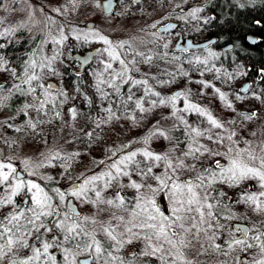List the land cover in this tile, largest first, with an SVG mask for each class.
I'll use <instances>...</instances> for the list:
<instances>
[{
	"label": "rangeland",
	"instance_id": "1",
	"mask_svg": "<svg viewBox=\"0 0 264 264\" xmlns=\"http://www.w3.org/2000/svg\"><path fill=\"white\" fill-rule=\"evenodd\" d=\"M203 1L206 0H167L166 5H161L162 2L158 3V0H120L113 16H105L101 7L96 6L97 0H0V21H2L0 23V34H3L0 35V40L19 39L22 38L19 35L24 34L23 37L35 41L38 45L34 57H31L28 63L31 60H35L36 63L39 61L40 64L46 63L47 59L56 56L52 67L58 73L54 74L41 67L35 69L42 79L34 81L32 85H27L28 98L26 105H33V107H25L24 109L29 121L32 122L33 120L32 124H35L36 127L32 128V124L29 123L30 125L27 126L28 132L34 133L19 142L11 133L13 131L16 134L18 133L17 129L19 131L23 129L18 127L19 123H15L17 121H12L15 118L8 111V95L10 91L17 89L16 85L23 84L25 77L24 73L18 75L17 71L8 65V61L1 51L2 48H0V56L3 57L5 62L3 70H0V82L8 81L12 86L9 89H5V87L3 88L5 90H0V141L6 152V158H10V160L5 159L4 162H11L17 168V171L20 170L25 174L24 179L26 180H35L40 184L42 181L55 182L61 186V191H65L64 188L72 181L66 176L67 170L54 166L55 162L64 160H66V163L72 162L75 164L78 174L83 173L85 170L88 171V174H85V179H87L108 170L113 162L129 152L143 150L145 147L156 153L167 152L173 159L181 157L182 153L187 151L189 145L192 144L193 134L189 126L201 130L211 128L204 116L192 111L177 112L178 116L182 115L184 117L187 122L184 123L172 115L173 109L170 105L159 104L161 98L172 96L173 91L184 87L188 90V100L201 108L207 109L224 124L221 129H211L210 134L213 136V140L207 139L208 134L197 137L198 144L205 145L213 152L225 153L231 146L234 149L247 147L258 156L264 155L261 152V149L264 148V84L260 85L255 78H249L248 71L243 64H237L230 72H227L211 63L208 56L197 53V50H192L194 52L190 53L188 58L180 59L179 64L176 63L171 69H166L161 62H155L154 60L159 53L158 48L160 46H158V43L162 42H158L159 35L155 28L161 26L164 20L172 14V7L175 4L183 8L197 7ZM99 3L101 4V0H99ZM194 10L196 9L188 12L192 13ZM199 12L200 10L195 15H190V13L184 15L183 22L188 25L181 27L180 33L184 35L196 34L197 39L206 38V29L203 28V22L198 24V18L206 22L207 20ZM90 21L96 24L94 28L87 27V23ZM6 29L9 31L6 32ZM61 32L67 36V39L62 44L54 43L53 38L59 39ZM94 32H99L107 37L113 42V45L123 43L124 47L118 49V51L121 58L133 69L129 72V75L134 79L147 80L148 82V78L142 76L150 74L152 82L134 87L131 83L124 84L117 79L119 92L108 87L107 82L112 80L114 72L120 71L121 66L118 61H112L107 53L101 55L103 49L108 45L91 35ZM17 34L19 35L17 36ZM84 34H88L87 41L83 39ZM78 35L81 36L80 39L76 38ZM168 38V45L170 44V48L173 49L170 41H174V39L172 36ZM82 42L87 44L83 52L73 50L76 47L79 48ZM94 49L97 51L93 55V61L84 71L86 70L89 73L92 80L90 86L95 90L97 96L99 108L97 114L89 112V101L84 95L79 97L76 93H73V96H70L64 88L65 78L67 77L64 69L80 71L79 65L75 66L74 64V56L76 54L84 55ZM138 53L142 55H137ZM146 57H151V60L145 62ZM102 60L111 62L112 69L105 71L104 64L101 63ZM133 60L136 61L134 65L131 63ZM183 64H185L184 67ZM135 69H139V71ZM160 77H163V79L159 80ZM101 80H104L105 83L101 84ZM49 81L55 82L58 90L48 89ZM246 81L252 82L250 89L246 93L239 92L238 89ZM40 84H43L44 88L39 87ZM205 84L208 87H205ZM30 87H35L36 91L29 93L28 89ZM145 88H151L153 92H159L160 96H153L151 93L145 95ZM129 89H131V92H129ZM217 89H219V92L216 91ZM45 90L51 92V98H54L55 104L49 103L44 109L37 111L39 101L44 99ZM59 93H64V95ZM220 93L224 94V99H221ZM130 94L133 96L131 101L128 100ZM81 98L85 103L87 102L84 109H78L74 106L69 107L71 106L69 104L74 103V99ZM137 99L143 100V106L148 111L140 112L136 108ZM154 100L157 101L155 107L152 105ZM251 102H256V105H251ZM229 104H231V107L228 106ZM184 105L185 98H178L176 109H181ZM70 109L76 110L75 118H73ZM109 109L111 114L108 111ZM241 110L256 111L257 115L253 119H245L240 113ZM57 112L59 113L58 116L56 115ZM231 121L235 122L231 123ZM158 128L162 129L169 138L165 139L159 135L153 136L152 133L156 132ZM23 131L25 132V130ZM180 131H182V135L177 140L175 134ZM232 132L236 133L233 137L234 144L227 139V136L231 135ZM89 133L91 135H88ZM221 136L224 137L223 142L217 143L216 139ZM146 139L147 144H145ZM182 141L184 142L183 145L180 144ZM57 153L59 154L58 158L50 159ZM77 153L78 155H75ZM136 159L143 161V157L139 155ZM215 159L225 162L223 155L212 157L208 156L207 153L199 160H194L192 157L186 158L185 163L195 164L196 168L194 171L182 170L180 178H195L203 168L213 165ZM25 161H28V163L25 164ZM41 165L43 166L41 167ZM132 167L130 166V169ZM141 167H145V165L141 164ZM164 167L161 164L160 167L154 168L153 174L162 175ZM29 172H35L36 175L29 176ZM49 176L53 179H47ZM131 179L136 180L138 183L151 184L153 187L157 186L156 181L151 177H141L133 174ZM121 183L127 185L129 178L121 177ZM249 184L257 188V193L263 190L256 180L245 181L237 186L218 183L214 184L212 189L209 190L212 197L210 202L216 204L215 194L217 189L223 190L227 196L230 194L234 198H240L242 195L240 191L247 188ZM3 187L6 192L0 193L1 197L6 196L9 192L7 185H3ZM97 187H102V182H98ZM141 192L147 193V188H142ZM121 194L125 197L129 194L131 196L129 201H131L137 193L135 189L125 187ZM19 196L22 204L15 205L26 209L28 205L24 203V194L21 193ZM89 196L95 199L93 192H89ZM102 196L114 198L115 188L103 191ZM155 199L161 208L171 207L167 191L157 192ZM74 200L79 206L82 216H94L99 221H109L111 212H115L117 216H127V213L121 209H110L107 205H94L83 203L77 199ZM244 205L246 208L237 206L232 208V212L236 215H246L254 211V209H250L249 204L244 203ZM64 207L65 205L61 204L62 210ZM11 209L12 206L0 208V216L7 214ZM100 209L104 210L101 211ZM213 211L215 210L213 209ZM252 214H257V212ZM112 223L115 224L116 221L113 220ZM215 223L216 221H213L214 225ZM86 227L90 231L94 228L97 229V238L101 241L106 239L103 233L99 231V225L88 224ZM56 231L54 229L49 236L55 234ZM217 231L215 227L209 229L208 235L213 233L218 235ZM211 242L214 241L201 234L199 241L194 240L192 246L185 250V255L192 263L208 261L215 254L209 245ZM202 245L203 247H201ZM141 246L139 243H134L133 245H126L119 252L113 249L109 251H112L113 255L127 259L128 252L132 251L133 247L139 251ZM51 251L55 253L58 250L53 249ZM20 255H23V252ZM105 259H107V256H105ZM139 259L140 263L148 259L153 263H158L154 258L141 257ZM4 264H8V261L5 260ZM100 264H103V260L100 261Z\"/></svg>",
	"mask_w": 264,
	"mask_h": 264
},
{
	"label": "snow or ice",
	"instance_id": "2",
	"mask_svg": "<svg viewBox=\"0 0 264 264\" xmlns=\"http://www.w3.org/2000/svg\"><path fill=\"white\" fill-rule=\"evenodd\" d=\"M96 6L107 9L110 4L101 5L97 0ZM198 11L199 9H196L190 15H195ZM5 31L8 32L9 30L6 29ZM91 35L108 45L103 49L101 55L107 53L112 61H118L121 66L120 71L114 72L112 80L107 82L108 87L119 92L117 79L124 84L131 83L134 87L147 85V80H137L129 75V72L133 69L121 58L118 51V49L124 47L123 43L113 45L111 40L99 32H94ZM76 38L80 39L81 36L78 35ZM66 39L67 36L61 32L60 38H53V42L62 44ZM83 39L87 41L88 34H84ZM3 47L4 45L0 44V48ZM137 55L142 54L138 53ZM55 59L56 56H53L47 59L46 63L40 65H37L35 60H31L24 69L25 79L23 83L32 85L34 81L42 79L35 71L37 67L58 74L52 67ZM150 60L151 57L145 58V62ZM4 63L3 57L0 56V70H3ZM101 63L104 64L105 71L112 69L111 62L102 60ZM131 63L134 65L136 61L133 60ZM135 70L139 71V69ZM13 74L15 75V73ZM100 83L103 84L105 81L101 80ZM15 87L18 90L20 89L19 85ZM39 87L44 88V85L40 84ZM205 87H208V85L205 84ZM247 87L242 91H246ZM47 88L52 89L53 86L48 85ZM35 91V87L28 89L29 93ZM216 91L219 92V89ZM129 92H131V89H129ZM149 93L153 96H160L159 92H153L151 88H145V95ZM59 94L64 95V93ZM187 96V92L181 91L159 100L161 105H170L173 109L172 115L182 122L187 123L182 115H177V112L192 111L206 117L208 124L211 126V128L204 130L189 126L193 134L192 144L189 145L187 151L182 153L181 157L173 159L167 152L156 153L147 147L143 150L131 151L113 162L108 170L85 179L81 184L72 187L67 192L61 191L59 188L46 191L45 187H42L35 180L20 178L17 174V168L11 162H4V159L10 160V158L0 159V186L7 185L9 189L6 196L0 197V208L12 206L11 211L0 216V264H4L5 260L8 261V264H61L57 260V256L51 251L53 249L61 253L62 264H100L101 260H103V264H140L139 258L141 257L154 258L158 264H192V261L185 255V250L192 246L194 240L198 242L201 234H204L207 239L215 241L219 237L215 233L208 235V230L214 227L217 230L224 227L219 224L213 211L216 205L210 202L212 197L209 190L212 189L214 184L237 186L249 180L258 181L259 187L264 189V155L258 156L247 147L234 149L231 146L225 153L213 152L205 145L198 144L197 137L208 134L207 139L213 140L214 138L210 134L211 129H221L224 124L207 109L201 108L188 100ZM220 96L221 99L225 98L223 93H220ZM49 97H51V92L45 90V99L39 101L37 111L44 109L49 103L55 104L54 98L49 99ZM180 97L185 98V105L181 109H176V101ZM132 99L133 96L128 95V100L131 101ZM156 104L157 101H152L153 107ZM228 106L231 107V104ZM25 107L29 108L33 105H25ZM136 108L140 112L148 111L144 108L142 99L136 100ZM108 111L111 114V110ZM70 112L75 118L76 110L70 109ZM56 115L58 116L59 113L57 112ZM241 115L250 120L257 114L253 112L241 113ZM234 122L231 121V123ZM31 127L35 128L36 125L32 124ZM88 135H91V133ZM152 135H159L165 139L169 138L159 128ZM235 135L236 133L232 132L231 135L227 136V139L232 141L233 144L235 143L233 141ZM223 140L224 137L221 136L216 139V142L222 143ZM147 143L146 139L145 144ZM261 152L264 153V148L261 149ZM206 153L212 157L223 155L225 162L222 163L220 159H215L213 165L203 168L195 178L181 179L180 172L182 170L194 171L196 168L195 164L185 163V159L192 157L194 160H199ZM75 155H78V153ZM138 155L143 157V161L136 159ZM58 156L57 153L50 159L54 160ZM27 163L28 161H25V164ZM141 164H144L145 167H141ZM161 164L165 166L163 174H153V169L160 167ZM130 166L133 167L130 169ZM133 174L141 177H151L156 181L157 186L153 187L151 184L138 183L136 180L131 179ZM28 175L33 176L36 173L29 172ZM121 177H128L129 183L127 185L122 184ZM47 179L51 180L53 178L49 176ZM98 182H102V187H97ZM113 187L115 188L114 198L102 196L103 191ZM125 187L136 190L137 194L133 200L129 201L121 194ZM145 187L147 193H142L141 189ZM161 191H167L169 194L171 207L161 208L158 205L155 195ZM89 192L94 193L95 199L90 198ZM21 193L25 196L24 203L28 205L26 209L15 205L14 198ZM218 195L223 197L226 194L219 192ZM67 197H72L83 203L103 204L110 209H121L127 213V216H117L115 212H111L109 221H99L94 216H82L71 200H66ZM262 198H264V190L258 193L245 192L237 202L254 206V211L264 212V199ZM61 204L65 205L63 210ZM100 210L103 211L104 209ZM234 218L235 213L225 217V219ZM113 220L116 221L115 224L112 223ZM213 221H216L215 225ZM88 224L99 225V231L103 233L106 239L104 241L98 239L97 229L94 228L89 231L86 227ZM54 229L57 230L56 233L49 236ZM252 230L237 226L235 233H240L241 236L237 238L235 233H232V238L226 241L225 245L230 251L236 249L246 251L257 247L261 258L256 259L254 257L252 264H264V239H262L264 233L253 236L252 239L257 242L253 244L248 240V234ZM134 243H139L142 246L138 252L132 253L127 259L113 255V252L109 251V249H113L119 252L126 245H133ZM105 244H107V247H105ZM213 248L222 250V245L213 244ZM21 252H23V255H20ZM105 256H107V259H105ZM237 264H246V262L237 258Z\"/></svg>",
	"mask_w": 264,
	"mask_h": 264
},
{
	"label": "trees",
	"instance_id": "3",
	"mask_svg": "<svg viewBox=\"0 0 264 264\" xmlns=\"http://www.w3.org/2000/svg\"><path fill=\"white\" fill-rule=\"evenodd\" d=\"M207 8V13H214L215 22L214 24H210L207 26V34L208 37H216L217 43L215 45H211L207 49L198 50L197 53L208 56L215 66L219 67L221 70H225L230 72L232 68L237 64H243L248 71L249 78H255L257 83L260 85L264 84V0H211ZM256 37L258 40L251 44L248 41V37ZM162 41V42H161ZM158 46H160L158 55L154 58L155 62H161L162 65L166 69H171L177 63L179 64L180 59H186L190 54H182L180 52L174 51V49L170 48L169 41L163 39V37L159 36ZM5 44L1 49L4 57L8 61V65L12 66L17 74H23L24 69L30 60L31 57H34V52L37 51V43L34 41L20 40L16 39L0 40V44ZM228 44H233L234 48L231 51L222 50L223 46ZM86 43L82 42L79 48H74L73 50H77L83 52L86 48ZM166 45V47H165ZM170 50H169V49ZM168 49V50H167ZM170 51V53H168ZM37 65H40L39 61H37ZM161 65V64H160ZM185 64H183V67ZM39 67H37L38 69ZM37 72V71H36ZM64 72L67 74L65 78L64 88L68 92L69 95L73 96V93H76L77 96L81 97L84 95L88 102L89 112L92 114H97L99 111L97 105V96L95 90L90 86L92 83L91 77L88 72H86L85 78L87 83H84V76H76L72 74L68 68L64 69ZM136 74V73H135ZM39 75V74H38ZM149 74L144 75L142 77L148 78V83L152 82V78ZM140 77V76H139ZM163 77H160L159 80H162ZM83 82V83H82ZM20 89L10 91L9 96V108L8 111L14 115L15 123H19L18 127L25 130L18 131V133L14 134L12 131V136L19 142L24 140L26 136L33 134L34 132H28L27 126L29 123H33L29 121V117L25 111V105L27 104V84L19 85ZM11 84H7L5 89H9ZM3 89V90H5ZM186 92L188 90L184 87ZM2 90V91H3ZM45 95V94H44ZM52 96V95H51ZM45 99V96L43 97ZM51 99V97H49ZM73 104H69L70 108L73 106L75 108L81 109L82 102L79 99H74ZM251 105H256V102H251ZM47 106V105H46ZM39 124V122L37 121ZM182 135V131L178 134H175L176 139H180ZM181 145L184 144L182 141ZM55 162L54 166L62 167L66 171V176L70 179V181H78L82 183L85 179V174H88V171H84L83 173L78 174L76 170L75 164L69 162ZM78 174V176H77ZM41 186L45 187L46 191H50L51 189L59 188L60 185L51 182V181H42ZM6 192L3 186H0V193ZM223 190L217 189L216 194ZM224 192V191H223ZM51 194V192H50ZM1 197V196H0ZM131 196L128 194L126 199L130 200ZM219 197V195H218ZM16 205H21L20 196H16L14 198ZM89 231L90 229L87 228ZM107 247V244H105ZM111 250V249H109ZM57 256V260L62 264V256L59 251L54 253ZM146 261H142L140 264H145Z\"/></svg>",
	"mask_w": 264,
	"mask_h": 264
},
{
	"label": "flooded vegetation",
	"instance_id": "4",
	"mask_svg": "<svg viewBox=\"0 0 264 264\" xmlns=\"http://www.w3.org/2000/svg\"><path fill=\"white\" fill-rule=\"evenodd\" d=\"M102 1L103 0H101V5H102ZM119 1L120 0H117L116 8L118 7ZM210 1L211 0H206V1H203L202 3H199V5L197 7L196 6L195 7H193V6L190 7L189 6V8H187V7L183 8V7H180V6L176 5V4L174 6L172 5L173 6L172 7V11H171L172 14L166 20H164V22H163V24L161 26H164L165 24L173 22V23L178 25L177 28L175 29V31H170V32H167V33H159V28L161 27V26H159V27L155 28V31L158 33L159 36L163 37V39H167L168 40L169 39L168 37L172 36L174 41L171 39L172 41H170V42L173 45V49L175 47V44L178 41H180V40H181V44L184 45L187 39H192L194 42H199V41H202V40L210 39V37H208L207 32H206V38L205 39H197L196 38V36H197L196 34L184 35V34L180 33V28L183 27V26L186 27L188 25L187 23L185 24L183 22L184 15L189 14L193 9H199L200 10L199 13L202 15V17H206L207 22L204 21V20H200L198 18V24L203 22V28L206 29V31H207V26L208 25H210V24L213 25L214 24V22H215L214 13L213 12L212 13H207L206 12L209 4L211 3ZM160 2H162L161 5H166L167 0H158V3H160ZM116 8H115V10H116ZM101 10H102V7H101ZM115 10H114V12L112 14L105 15V16H113V14L115 13ZM188 11H190V12H188ZM193 20H196V19H193ZM18 35L19 34H17V36ZM23 35L24 34L19 35V37H22V38H19V39L14 38V39H16L17 41L26 40L27 38L23 37ZM224 47L225 46L222 47V50H224ZM194 51H192V50L191 51L190 50L189 51H181L180 53H182V54L183 53L184 54H190V53H192ZM80 62L81 61L79 59L74 58L75 66L79 65V67H80V64H81ZM70 72L72 74H75L76 76H84V75H86V70L85 71L83 70L81 72V71H75V69H71ZM82 80H84V83H87L85 76H84V78ZM2 82H6V86L5 87H7V84H9L8 81H2ZM48 85H52L54 90H56V89L58 90V86H57V84H55V82L49 81ZM251 85H252V82H251ZM242 86H243V84H242ZM240 88L238 89L239 92H241ZM74 97H75V95H74ZM79 100L82 102V106H83L82 108L84 109L86 107V105H87V102L85 103L82 98L79 99ZM253 112L256 113V111H253ZM245 192H257V188H255L254 185L249 184L247 188H244V189H242L240 191V193L242 195ZM223 193H225V192H223ZM215 196H216V199H215L216 207L214 208V210H215L214 212L216 213V217H217V220L219 221V224L224 226L223 228L218 229V231L216 232V233H218V235H216V236L219 237L217 239V241L209 243L211 249H213L215 254L213 253L214 255L208 261H199V262H195V263H192V264H237V258L240 261H245L246 264H252L254 257L256 259H260L261 256L259 254V248H257V247H253L252 249L246 250V251H241L240 249H236L234 251H230L229 249H227V247L225 245V242L229 241L232 238L231 234L235 233V228L237 226H241V227H247V228L253 229L248 234V240H249L250 243L256 244L257 242L254 241L252 239V237L257 235L258 233H264V212L252 211L251 213H247L246 215H244V214L236 215L235 214V218L234 219H225V217H228L231 214H233L232 208L237 207V206H244L246 208V206L244 205L243 202H239L238 203L237 201L239 200V198H234L230 194L228 196L224 195L223 197H221V196L218 197L217 194H215ZM262 199H264V198H262ZM217 201H219V203H217ZM250 207H251L250 209H254V206H250ZM255 212H257V214H252V213H255ZM235 235L237 236V238H239L241 236L240 233H235ZM262 239H264V237H262ZM213 244H221L222 245V250H215L213 248ZM132 249H133L132 251L128 252V255H127L128 257H130V253L138 252V250L136 248L133 247ZM225 253H227V255H225ZM145 264H158V263H153L150 259H148Z\"/></svg>",
	"mask_w": 264,
	"mask_h": 264
},
{
	"label": "water",
	"instance_id": "5",
	"mask_svg": "<svg viewBox=\"0 0 264 264\" xmlns=\"http://www.w3.org/2000/svg\"><path fill=\"white\" fill-rule=\"evenodd\" d=\"M103 4H110V7L107 8V9L102 7L103 14L104 15H110V14H112L114 12V10H115V8L117 6V0H103L102 1V5ZM95 26H96V24L94 22L90 21V22L87 23V27L88 28H94ZM177 26H178L177 24H175L173 22H170L168 24H165L164 26H161L159 28V33H167V32H170V31H175ZM257 40H258V38H256V37H252V36L248 37V41L251 44H254ZM216 42H217V38L216 37H213V38H210V39H206V40H202V41H199V42H194L192 39H187L184 45L181 44V40H180V41H178L175 44L174 50L176 52L189 51V50H204V49H207L208 47H210L211 45H214ZM233 48H234L233 44H228V45H226L224 47V50L225 51H231ZM96 51L97 50L94 49V50L86 52L84 55L76 54L74 56V58L79 59L81 61V66H80V71L81 72L85 68H87L89 65H91V63L93 61V55H94V53ZM5 86H6V82H0V90L3 89ZM247 86H251V82L250 81L245 82L243 84V86L240 88V91L242 93L247 92L249 90V88H250V87H247ZM246 87H247V90L246 91H242V89H245ZM181 91H185L186 92V90L184 88H178L177 90L173 91L171 93V95H174L175 93L181 92ZM240 113H253V111H251V110H241ZM4 158H6V152L4 151V149L2 147V143L0 141V159H4ZM222 163H224V162H222ZM17 174L20 176V178H22V179L25 178V174L22 171L18 170ZM78 184H79V182H72L71 184L66 186L64 188V190L67 192L72 187H74V186H76ZM67 200H71L72 204L76 206L77 211L82 215V212H81L79 206L77 205V203L75 202L74 198L68 197ZM132 253H134V252H132ZM132 253H130V255Z\"/></svg>",
	"mask_w": 264,
	"mask_h": 264
},
{
	"label": "bare ground",
	"instance_id": "6",
	"mask_svg": "<svg viewBox=\"0 0 264 264\" xmlns=\"http://www.w3.org/2000/svg\"><path fill=\"white\" fill-rule=\"evenodd\" d=\"M213 38V37H212Z\"/></svg>",
	"mask_w": 264,
	"mask_h": 264
}]
</instances>
